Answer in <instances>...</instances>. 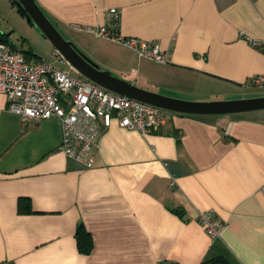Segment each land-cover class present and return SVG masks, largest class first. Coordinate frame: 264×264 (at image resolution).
<instances>
[{"label":"crops","instance_id":"obj_1","mask_svg":"<svg viewBox=\"0 0 264 264\" xmlns=\"http://www.w3.org/2000/svg\"><path fill=\"white\" fill-rule=\"evenodd\" d=\"M34 1L58 31L88 35L104 70L144 90L195 102L264 96L243 85L264 74V52L243 37L264 41V0ZM111 7L120 35L159 45L168 62L77 29L105 24ZM7 104L1 93L0 262L264 264V108H162L166 120L149 134L113 118L84 153L87 166L61 149L56 117L24 121ZM19 197L30 211L17 210ZM203 211L223 224L215 238L198 222ZM81 224L89 252L76 244Z\"/></svg>","mask_w":264,"mask_h":264},{"label":"built area","instance_id":"obj_2","mask_svg":"<svg viewBox=\"0 0 264 264\" xmlns=\"http://www.w3.org/2000/svg\"><path fill=\"white\" fill-rule=\"evenodd\" d=\"M105 18L106 23L96 28L76 27L125 45L135 50L138 57L168 62V53L159 45L118 33V9L108 8ZM243 37L264 52V41L248 35ZM53 53L58 61L67 64V70L54 67L51 61H31L22 51L0 40V94L5 95L8 110L20 115L24 121L56 117L61 123L60 147L67 155L91 166V159L85 158L84 153L90 151L101 129L109 127L113 118L120 126L141 134L157 131L164 124L166 117L162 108L98 86L77 72L57 49ZM243 85L264 87V74L249 77ZM198 222L212 238L217 237L223 225L210 211L200 212ZM0 264L15 263L10 259Z\"/></svg>","mask_w":264,"mask_h":264},{"label":"water","instance_id":"obj_3","mask_svg":"<svg viewBox=\"0 0 264 264\" xmlns=\"http://www.w3.org/2000/svg\"><path fill=\"white\" fill-rule=\"evenodd\" d=\"M17 9L23 14L26 20L36 26L41 33L48 37L54 49H57L63 58L76 69L84 78L100 85L108 91H112L131 99H137L146 104L180 113L189 114H223L235 113V111L259 110L264 108V96L246 97L234 100H210V101H189L176 97H170L162 93H155L144 90L131 82L121 79L111 71L102 70L99 66L83 55L72 42L61 35L49 17L43 13L34 0H12Z\"/></svg>","mask_w":264,"mask_h":264},{"label":"rangeland","instance_id":"obj_4","mask_svg":"<svg viewBox=\"0 0 264 264\" xmlns=\"http://www.w3.org/2000/svg\"><path fill=\"white\" fill-rule=\"evenodd\" d=\"M60 33L65 39L72 42L74 46L89 59L94 61L100 69L104 70L91 55L97 52V47L92 45L90 37L85 34H79L74 29L69 31L60 28ZM0 31L4 33L5 38L9 42H13L19 51H30L29 58L31 60L42 59L51 61L54 67L67 70V64L58 61L53 53L54 46L48 37H45L36 26L31 25L23 14L19 12L17 6L12 0H0ZM97 44V42H96ZM96 51H94V50ZM23 53V52H22ZM75 74L74 72H70ZM246 93L258 94L264 93V89L253 88L247 89Z\"/></svg>","mask_w":264,"mask_h":264},{"label":"trees","instance_id":"obj_5","mask_svg":"<svg viewBox=\"0 0 264 264\" xmlns=\"http://www.w3.org/2000/svg\"><path fill=\"white\" fill-rule=\"evenodd\" d=\"M118 24V23H117ZM0 40L8 43L10 46L15 47V44L11 41L9 42L8 39L5 38V35L3 32L0 31ZM23 54L29 59V53L30 51H22ZM17 210L20 211H30L29 209V202L28 199L19 197L18 203H17ZM75 239L76 244L78 246V250L80 252H89L92 247V241L91 236L88 231L84 228V226L81 224L77 226L75 229ZM202 264H229L228 261H226L222 256L214 257L211 259L206 260Z\"/></svg>","mask_w":264,"mask_h":264}]
</instances>
